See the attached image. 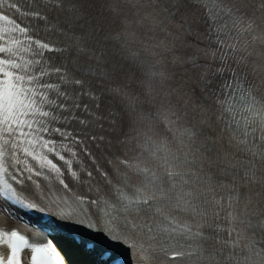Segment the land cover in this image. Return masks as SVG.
<instances>
[{
  "label": "snow or ice",
  "instance_id": "1",
  "mask_svg": "<svg viewBox=\"0 0 264 264\" xmlns=\"http://www.w3.org/2000/svg\"><path fill=\"white\" fill-rule=\"evenodd\" d=\"M42 3L0 0V197L54 211L41 227L74 230L93 264H264V0ZM55 239L0 222V264H70Z\"/></svg>",
  "mask_w": 264,
  "mask_h": 264
}]
</instances>
